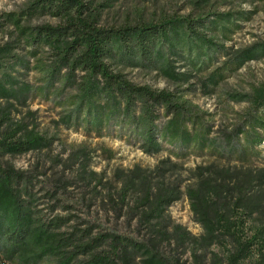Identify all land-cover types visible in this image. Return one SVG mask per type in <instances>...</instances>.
I'll return each mask as SVG.
<instances>
[{"label": "trees", "instance_id": "obj_1", "mask_svg": "<svg viewBox=\"0 0 264 264\" xmlns=\"http://www.w3.org/2000/svg\"><path fill=\"white\" fill-rule=\"evenodd\" d=\"M27 2L0 23L13 33L0 45V264H180L159 249L174 245L183 254L188 244H226L214 264H264V85L225 93L247 107L221 134L212 131L211 115L185 98L211 95L245 64L264 59V41H216H229L247 14L105 28L99 20L109 3ZM45 16L56 23L30 25ZM120 69L156 72L175 90L135 84ZM36 99L59 109L56 128L122 140L148 156L166 144L178 158L211 161L186 169L168 156L104 180L90 169L88 151L76 150L70 159L93 193L85 204L92 219H83L56 197L70 182L57 178L54 190L41 193L36 178L6 159L47 151L56 140L39 129L30 108ZM182 198L197 236L167 213Z\"/></svg>", "mask_w": 264, "mask_h": 264}, {"label": "rangeland", "instance_id": "obj_2", "mask_svg": "<svg viewBox=\"0 0 264 264\" xmlns=\"http://www.w3.org/2000/svg\"><path fill=\"white\" fill-rule=\"evenodd\" d=\"M28 0H0L1 15L9 12H17L23 8ZM94 3H109V7L103 8L99 25L105 28H117L123 25H135L140 22L156 23L172 18L197 17L208 18L215 14L244 13L247 20H240L237 25L240 29L229 41L216 40L226 47H240L249 45L255 41H264V0H210L205 5L200 0H94ZM238 17V15H235ZM55 24L56 21L48 17H40L31 21L30 25ZM13 37L10 27L0 26V45ZM215 37V36H213ZM127 78L135 84L147 85L154 90L174 91L175 88L169 81L163 79L156 72L140 69H120ZM183 71L182 68H180ZM264 85V59L251 61L240 68L235 74L221 83L211 95H203L201 91L185 95L193 105L201 112L210 114L208 121L212 124V131L221 134L224 129H231L236 123L237 116L242 114L247 104L227 101L225 93H249L250 89ZM32 111H36L40 121L39 129L48 137L56 139L47 151L30 152L25 155L7 157L13 166L25 172H29L35 179L36 188L44 191L55 189L56 179L70 182L65 191L59 190L57 199L60 203L76 207V214L83 219H92L85 204L93 194L88 184L82 179L77 164L70 159V154L79 149L88 151L90 157V169L96 173H104L103 179L107 180L113 170H126L138 165L143 168H152L160 159L170 157L171 161L182 164L186 169L196 165H205L211 159L200 157L178 158L171 151L172 148L164 144V150L154 156L142 154L135 147L122 140L113 138L95 139L85 136L82 131L66 130L61 126L56 128L52 123L57 118L58 108L51 103L33 100L30 104ZM160 120L158 123H162ZM264 157V148L261 152ZM257 161H254V164ZM222 164V163H218ZM260 164L259 162L256 165ZM82 197L84 198L83 200ZM91 199V198H90ZM51 203V202H50ZM98 205V201L95 206ZM92 212V211H90ZM167 213L173 224L181 226L189 234L197 236L201 233L200 227L194 222L188 203L185 198L172 204ZM226 246V244H225ZM211 246L204 248L191 245L183 248L160 247V253L165 257L177 259L180 264H214L216 257L222 259L226 248ZM228 248V246H227ZM215 255V258H213ZM8 264V263H1Z\"/></svg>", "mask_w": 264, "mask_h": 264}]
</instances>
